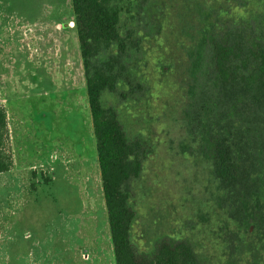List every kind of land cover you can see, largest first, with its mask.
<instances>
[{"label":"rangeland","instance_id":"374dc122","mask_svg":"<svg viewBox=\"0 0 264 264\" xmlns=\"http://www.w3.org/2000/svg\"><path fill=\"white\" fill-rule=\"evenodd\" d=\"M123 6L129 49L115 66L120 81L102 101L139 144L142 170L130 182L134 246L146 257L160 241L187 239L203 264H229L226 243L238 234L227 225L226 200L216 195L209 145L191 138V116L205 111L209 88L199 81L195 98L187 90L178 95L169 81L182 71L188 76L193 61L184 58L171 75L145 55L164 19L176 25L167 29L169 40L193 45L203 26L214 27L215 2L123 0ZM0 33V106L9 123L3 150L12 160L0 172V264H116L72 0H0ZM184 45L169 55L187 54ZM257 146L254 140L246 147ZM244 208L238 200L230 216L264 225Z\"/></svg>","mask_w":264,"mask_h":264},{"label":"trees","instance_id":"16d2710c","mask_svg":"<svg viewBox=\"0 0 264 264\" xmlns=\"http://www.w3.org/2000/svg\"><path fill=\"white\" fill-rule=\"evenodd\" d=\"M209 1L217 7L214 27L203 26L193 45L169 40L167 29L176 25L164 19L145 55L158 58V67L171 75L178 74L184 58L193 61L188 76L182 71L169 81L178 95L184 97L187 90L195 98L203 83L209 88L208 109L191 116V138L203 137L209 145L216 195L226 200L227 225L238 234L226 243V259L229 264H264V225L247 226L230 216L239 200L249 215L264 220V0ZM72 6L116 264H203L187 239L160 241L153 254L139 256L132 240L136 212L130 186L142 170L139 144L127 138L116 109L102 101L105 91L120 81L115 66L129 49L122 28L123 0H72ZM188 44L187 54L169 55L175 46ZM7 131V113L0 106V172L12 164L3 150ZM254 140L258 146L248 149ZM223 233L224 238L229 234Z\"/></svg>","mask_w":264,"mask_h":264},{"label":"crops","instance_id":"0c3cea01","mask_svg":"<svg viewBox=\"0 0 264 264\" xmlns=\"http://www.w3.org/2000/svg\"><path fill=\"white\" fill-rule=\"evenodd\" d=\"M11 34H15V33L11 32ZM2 38H3V35H2V33H0V39H2ZM0 47H2V44H0ZM1 65H2L1 66V70H4L5 68H7V66H5L6 64L1 63ZM27 68H28V70H33V71L36 69L34 60H31V66H30V62L28 63ZM0 79H1V81H3V76L2 75H1ZM107 222H108V225H109L108 218H107Z\"/></svg>","mask_w":264,"mask_h":264}]
</instances>
